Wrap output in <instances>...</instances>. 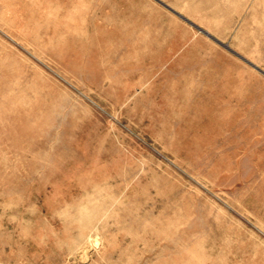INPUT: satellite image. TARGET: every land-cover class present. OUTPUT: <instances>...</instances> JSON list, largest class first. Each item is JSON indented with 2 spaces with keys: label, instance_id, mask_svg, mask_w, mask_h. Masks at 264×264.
I'll list each match as a JSON object with an SVG mask.
<instances>
[{
  "label": "rangeland",
  "instance_id": "obj_1",
  "mask_svg": "<svg viewBox=\"0 0 264 264\" xmlns=\"http://www.w3.org/2000/svg\"><path fill=\"white\" fill-rule=\"evenodd\" d=\"M0 264H264V0H0Z\"/></svg>",
  "mask_w": 264,
  "mask_h": 264
}]
</instances>
